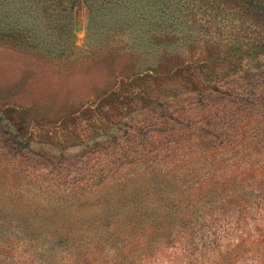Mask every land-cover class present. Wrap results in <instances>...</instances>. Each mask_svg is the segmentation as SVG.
<instances>
[{
  "label": "rangeland",
  "instance_id": "rangeland-1",
  "mask_svg": "<svg viewBox=\"0 0 264 264\" xmlns=\"http://www.w3.org/2000/svg\"><path fill=\"white\" fill-rule=\"evenodd\" d=\"M216 12L0 0V264H264L263 38Z\"/></svg>",
  "mask_w": 264,
  "mask_h": 264
},
{
  "label": "trees",
  "instance_id": "trees-1",
  "mask_svg": "<svg viewBox=\"0 0 264 264\" xmlns=\"http://www.w3.org/2000/svg\"><path fill=\"white\" fill-rule=\"evenodd\" d=\"M211 2L215 3L217 9V12L213 13V19L221 13L222 17L236 15L237 33L241 37H262L261 43H255L253 52L264 51V0H211ZM211 8L215 11L214 7Z\"/></svg>",
  "mask_w": 264,
  "mask_h": 264
}]
</instances>
